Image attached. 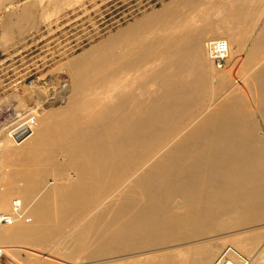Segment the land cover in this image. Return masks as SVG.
<instances>
[{
  "label": "bare ground",
  "instance_id": "6f19581e",
  "mask_svg": "<svg viewBox=\"0 0 264 264\" xmlns=\"http://www.w3.org/2000/svg\"><path fill=\"white\" fill-rule=\"evenodd\" d=\"M45 1L46 20L78 0ZM183 5L69 62L20 116L19 143L3 137L0 216L14 221L0 224V246L10 257L212 264L227 244L247 257L264 247V0ZM33 9L4 15V27L21 28ZM215 39L229 71L208 59Z\"/></svg>",
  "mask_w": 264,
  "mask_h": 264
},
{
  "label": "rangeland",
  "instance_id": "374dc122",
  "mask_svg": "<svg viewBox=\"0 0 264 264\" xmlns=\"http://www.w3.org/2000/svg\"><path fill=\"white\" fill-rule=\"evenodd\" d=\"M39 2L0 0L3 6L0 9V144L4 138H9L7 134L16 139L15 142L11 138L15 144L19 143L12 132L24 128L23 125L26 128L25 123L28 121L22 120L23 113L26 116V110L35 101L41 102L44 89L50 88V85L51 88L56 87L57 79L54 76L69 62L86 60L93 52H107L110 47H116L118 40L113 37L117 32L169 3L176 4L179 7L177 11L181 9L179 12L182 13L188 8L183 5L186 0H78L56 16L45 20V15L54 6L46 5L45 0L40 5ZM28 6L34 8V17L28 24L22 23L21 28L4 27V15L20 12ZM26 24L30 27H26ZM255 29L254 32L258 31L257 27ZM254 32L252 36L256 34ZM246 52L244 50L243 58L248 54ZM228 68L227 63L219 71L212 67L220 73L229 71ZM227 246L232 247L227 244L220 250ZM259 254H264V247L250 257ZM26 260L25 253L20 251L15 259L0 246V264H25Z\"/></svg>",
  "mask_w": 264,
  "mask_h": 264
},
{
  "label": "built area",
  "instance_id": "2783aa9c",
  "mask_svg": "<svg viewBox=\"0 0 264 264\" xmlns=\"http://www.w3.org/2000/svg\"><path fill=\"white\" fill-rule=\"evenodd\" d=\"M205 44L208 59L212 62L214 67H216L217 69H223L228 58V47L226 45V42L222 39H215L209 40ZM23 126L24 128L20 127V130L12 132L13 136L19 133L21 130L25 129V125ZM15 203L16 202L13 201V205ZM16 204L18 205V203ZM12 221H14L13 216H0V224H11ZM212 264H254V258L247 257L238 252L233 247L227 246L221 250L220 254Z\"/></svg>",
  "mask_w": 264,
  "mask_h": 264
}]
</instances>
